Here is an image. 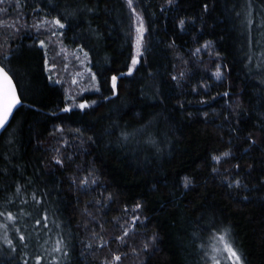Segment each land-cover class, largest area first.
Here are the masks:
<instances>
[{"label": "trees", "instance_id": "16d2710c", "mask_svg": "<svg viewBox=\"0 0 264 264\" xmlns=\"http://www.w3.org/2000/svg\"><path fill=\"white\" fill-rule=\"evenodd\" d=\"M133 7L146 28L134 67L127 0L0 2V65L22 101L0 136V264H211L218 236L242 264H264V0ZM56 18L62 45L86 54L100 88L77 99L83 109L46 68L37 23ZM89 173L96 183L85 188ZM225 176L247 187L230 189Z\"/></svg>", "mask_w": 264, "mask_h": 264}, {"label": "rangeland", "instance_id": "374dc122", "mask_svg": "<svg viewBox=\"0 0 264 264\" xmlns=\"http://www.w3.org/2000/svg\"><path fill=\"white\" fill-rule=\"evenodd\" d=\"M135 15L134 13V17ZM134 22L136 30L139 20L135 18ZM60 29L55 20H41L37 23V32L44 39L42 46L46 51L48 74L55 84L64 87L70 105L77 108L81 104L77 99L89 90L96 89V82L86 54L78 49L65 48L60 41ZM137 39L136 30L133 54L138 59L142 54V44L137 55ZM230 249L234 250L228 238L225 236L215 238L211 246V264H237ZM239 264H242V261Z\"/></svg>", "mask_w": 264, "mask_h": 264}, {"label": "snow or ice", "instance_id": "6c2138e0", "mask_svg": "<svg viewBox=\"0 0 264 264\" xmlns=\"http://www.w3.org/2000/svg\"><path fill=\"white\" fill-rule=\"evenodd\" d=\"M0 2H2V0H0ZM169 4L173 3V0H168ZM127 4L129 6V8H131V10L133 11V13H136V9L135 7H133V0H127ZM204 8L205 10L208 9V5L204 4ZM88 11H93V9H88ZM137 19L139 20V24L137 26V33H138V39L136 41L137 43V55H139V49L141 47L142 41H143V33L146 31L145 25H144V20L143 17L139 15V13H136ZM185 20L184 19H180L179 20V26L181 29L184 28L185 25ZM55 24L59 25L61 28H63L65 25L64 23H62L61 18H56L55 19ZM41 44H43L44 42L41 41ZM208 43L210 42H206V44L204 45L205 47L208 46ZM197 52L200 51L199 48L196 49ZM138 59L137 57H133L132 59V65L133 67L137 64ZM133 67H129L128 68V73L131 74L133 71ZM124 73H120L119 75L113 74L110 77V89L109 91L113 94L116 95L117 94V89H118V81L123 77ZM221 75L220 72V66L217 65V71H216V77L219 79ZM180 76H183V73H180ZM93 77L95 78V74H93ZM173 79L175 80L176 77H173ZM206 87V85H205ZM97 92L100 91L99 86H96L95 89ZM196 89L194 88L193 91H195ZM223 95L227 96L228 93L225 92ZM104 99H108L107 96L104 97ZM22 103L21 99H20V95L17 92V87L16 84L13 81L12 76L9 74V72L7 70H5V68L0 65V129H3L6 127L9 118L13 115L14 113V109L17 108L18 105H20ZM93 104H95L96 102L93 101ZM86 106H88L86 103H81L79 105V107L81 109L85 108ZM70 110V109H68ZM205 117H207V113L204 114ZM77 131H79V129H77ZM138 131H143V130H138ZM233 131H236V129H233ZM136 135V133H129L127 131H122L121 132V137L127 141L130 137H134ZM247 139L250 141V147L256 144V139L254 138L252 133H249L247 136ZM148 143H154L153 140H148ZM66 143V141H65ZM59 151V150H57ZM231 152L230 151H224L222 153H220V155H213L212 156V160L216 161L217 163H219L222 159V157H229L231 156ZM53 159L56 161L57 164L59 165H63L64 161L62 159H60L59 156H54ZM236 169L240 168V165L237 164L234 166ZM212 171L214 173L219 174L220 170L218 168H213ZM91 176V180L89 179V177ZM73 183H76V178H73L72 180ZM224 182L226 183L228 188H233V187H237V188H246L247 185H245L243 183V181L239 178H234V179H229L227 176L224 177ZM79 183L84 186L85 188L89 185V183L95 184L96 183V178L94 176H92L91 173H89V176H85L83 177ZM192 181L189 177H184L183 178V186L184 188H189V186L191 185ZM17 192H19V188H17ZM34 198H35V194H33ZM245 199H247V197H245ZM137 208H140L141 205H136ZM7 216L9 219H15V217L12 215L11 212L7 213ZM44 219H47V216L45 215ZM138 217H133V220H137ZM37 223H40V221H37ZM127 231H125L124 236H127ZM124 237H118V239H123ZM156 234H153V236L150 238V240L152 242H155L156 240ZM25 239L24 235L20 236V240L23 241ZM6 243L9 245H12V240H8L6 239ZM149 247V243L145 242L144 243V248H148ZM55 251L59 252L61 251V246H60V242H57V247L56 249H54ZM230 251L232 252V256L234 257V260L237 262V264H239V262L241 261V257L232 249H230ZM37 261L39 262L40 258L37 257L36 258ZM115 261H120L121 257L119 255H116L114 257Z\"/></svg>", "mask_w": 264, "mask_h": 264}, {"label": "water", "instance_id": "95a60500", "mask_svg": "<svg viewBox=\"0 0 264 264\" xmlns=\"http://www.w3.org/2000/svg\"><path fill=\"white\" fill-rule=\"evenodd\" d=\"M17 92H18V90H17ZM19 106L20 105H18L17 106V108L16 109H14V113H13V115L9 118V121H8V123H7V125H6V127L5 128H3V129H0V136L2 135V133L8 128V126L10 125V122H11V120H12V118H13V116H14V114H15V112L17 111V109L19 108Z\"/></svg>", "mask_w": 264, "mask_h": 264}]
</instances>
